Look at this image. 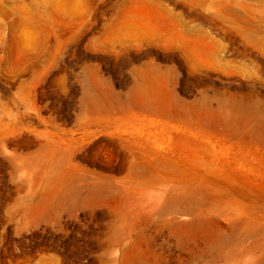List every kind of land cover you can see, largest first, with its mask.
Returning a JSON list of instances; mask_svg holds the SVG:
<instances>
[{
    "label": "rangeland",
    "instance_id": "374dc122",
    "mask_svg": "<svg viewBox=\"0 0 264 264\" xmlns=\"http://www.w3.org/2000/svg\"><path fill=\"white\" fill-rule=\"evenodd\" d=\"M0 264H264V0H0Z\"/></svg>",
    "mask_w": 264,
    "mask_h": 264
}]
</instances>
